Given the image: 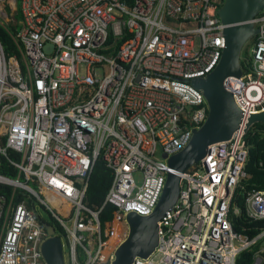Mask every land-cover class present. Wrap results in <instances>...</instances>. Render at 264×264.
Returning a JSON list of instances; mask_svg holds the SVG:
<instances>
[{"label": "built area", "instance_id": "built-area-1", "mask_svg": "<svg viewBox=\"0 0 264 264\" xmlns=\"http://www.w3.org/2000/svg\"><path fill=\"white\" fill-rule=\"evenodd\" d=\"M224 2L0 0V24L14 44L10 53L0 40V264H48L41 205L62 228L70 264L114 260L126 216L154 211L168 158L207 119V99L192 79L222 57ZM250 22L258 30L246 42L251 57L241 58V76L224 80L242 112L239 126L179 172V197L158 222L155 250L131 264H236L253 248L251 264H264V228L250 236L235 227L239 218L264 220V186L242 183L249 118L264 110V6ZM99 159L113 179L93 207L85 198ZM4 161L13 175L1 171ZM107 204L113 218L102 228ZM115 221L123 237L104 255Z\"/></svg>", "mask_w": 264, "mask_h": 264}, {"label": "water", "instance_id": "water-1", "mask_svg": "<svg viewBox=\"0 0 264 264\" xmlns=\"http://www.w3.org/2000/svg\"><path fill=\"white\" fill-rule=\"evenodd\" d=\"M263 6L264 0H225L220 8L219 16L226 25L222 57L205 78L192 79V84L201 89L207 99V119L199 129L194 130L188 145L168 158L172 170L167 174L165 187L154 211L150 215L130 212L126 216L128 232L116 247L114 260L110 264H131L136 256L148 257L155 250L159 239L158 222L179 197V172H185L201 160L213 143L228 140L238 128L242 112L233 93L224 88V80L229 76H241L242 48L258 32L250 20ZM256 122L264 123V110L250 116L249 126ZM45 227L50 234L42 245L47 263L65 264L63 244L56 226L45 222Z\"/></svg>", "mask_w": 264, "mask_h": 264}, {"label": "trees", "instance_id": "trees-1", "mask_svg": "<svg viewBox=\"0 0 264 264\" xmlns=\"http://www.w3.org/2000/svg\"><path fill=\"white\" fill-rule=\"evenodd\" d=\"M16 16L18 19L21 18L20 13H18ZM11 29L14 30L15 27L11 26ZM8 30L9 26H3L0 24V40L4 46V49L11 53L14 49V44ZM246 139L249 144V153L245 165V171L248 177L243 179L242 183L244 190H250L252 188L260 189L264 186V123L256 122L252 124L247 131ZM1 171L9 175L14 174L13 168L9 167L6 161L3 162ZM112 179L113 175L111 170L105 165L103 160H97L90 174L86 191L85 200L89 205L93 207H100L102 205L105 195L111 185ZM237 192L241 194V187L237 190ZM237 199L243 206L241 196H238ZM113 210L114 207L111 204H107L100 212L99 217L102 228H105L106 224L112 220ZM54 223L57 230L62 232V228L59 226V224L55 221ZM240 224L245 225L247 229L243 230ZM119 226L120 224L115 221L114 230L108 239V245L105 248L104 255L108 254L120 241L122 233ZM235 227L237 230H241L248 233L250 236H254L261 231V228H264V220L255 221L239 218V220L235 223ZM254 251L255 248L242 251L237 257L236 264H250L253 260ZM79 258L81 261H83L85 258V255L81 251Z\"/></svg>", "mask_w": 264, "mask_h": 264}, {"label": "rangeland", "instance_id": "rangeland-1", "mask_svg": "<svg viewBox=\"0 0 264 264\" xmlns=\"http://www.w3.org/2000/svg\"><path fill=\"white\" fill-rule=\"evenodd\" d=\"M251 48H252L251 42L248 43V44H245L244 47L242 48V51H241V58L251 57ZM136 178L137 179L140 178V174L139 173H136ZM39 210H40V213H41L42 217L45 220L55 221L52 218L51 212L48 210L47 207L41 205ZM119 228H120L121 233H122L121 237H120V240H121L122 237H123V225L120 224ZM63 241H64L63 252H64L65 264H70V262H69V248H68V245H67V243L65 242L64 239H63ZM260 244H261L262 247L264 246V238L260 240Z\"/></svg>", "mask_w": 264, "mask_h": 264}, {"label": "flooded vegetation", "instance_id": "flooded-vegetation-1", "mask_svg": "<svg viewBox=\"0 0 264 264\" xmlns=\"http://www.w3.org/2000/svg\"><path fill=\"white\" fill-rule=\"evenodd\" d=\"M44 220H45V219H44ZM45 222H51V223H53V224L55 225L54 221L45 220ZM55 226H56V225H55ZM56 231L59 232V231L57 230V228H56Z\"/></svg>", "mask_w": 264, "mask_h": 264}, {"label": "crops", "instance_id": "crops-1", "mask_svg": "<svg viewBox=\"0 0 264 264\" xmlns=\"http://www.w3.org/2000/svg\"><path fill=\"white\" fill-rule=\"evenodd\" d=\"M261 239H263V238H261ZM261 239H260V240H261ZM260 240H259V242H260ZM259 244H260V243H259ZM261 247H262V246H261V244H260V247H259V248H261ZM263 247H264V246H263ZM250 264H251V263H250Z\"/></svg>", "mask_w": 264, "mask_h": 264}]
</instances>
